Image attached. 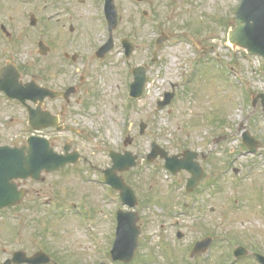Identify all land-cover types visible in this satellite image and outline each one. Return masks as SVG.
I'll return each mask as SVG.
<instances>
[{"label": "rangeland", "instance_id": "rangeland-1", "mask_svg": "<svg viewBox=\"0 0 264 264\" xmlns=\"http://www.w3.org/2000/svg\"><path fill=\"white\" fill-rule=\"evenodd\" d=\"M240 2L143 0L136 10L128 1L121 0V34L132 36L130 40L136 51L127 60L121 44H117L107 60L101 63V68L93 66L87 73L90 82L70 107L91 109L90 116L83 118L80 126L86 137L85 144L76 146L83 150L90 165L101 169L111 167L109 151L126 150L125 139L132 137L135 145L131 151L141 156V163L131 170L133 173L120 175L129 180L137 176L131 186L142 199L151 194L152 181L155 186L152 194L157 199L146 201L141 207L144 220L139 224L142 233L137 256L131 264H179L178 259L183 255L182 251L180 255L182 249L179 246L175 251L166 249L165 245H169L172 238L162 224L186 216L180 206L183 201L170 205L166 194H172L176 184L180 185V179L185 182L188 177L184 174L172 177L166 172L161 158L147 163L146 157L153 143L170 155L185 150L198 153V160L206 171L207 180L201 191L213 192L212 199L203 193L206 202L210 203L201 215L198 210H192L188 216H199L210 225L201 226V232L189 233L186 241L193 240L198 232L205 234L203 230L209 227L217 237L214 249L217 264H231L233 251L240 245L264 255V112L260 103L253 106V98L264 94V74L259 71L264 60L233 49L228 41L229 31L234 29L232 17ZM144 10L150 12L146 18L141 15ZM162 32L171 38L159 50L157 62L152 63L155 43ZM138 65L148 67V80L143 98L133 101L129 97V86L134 80L131 70ZM65 79L58 77L54 83L62 84ZM172 87H175L176 97L168 107L159 110L158 101L164 99L165 92H172ZM89 91L93 97L87 96ZM20 117L17 110L0 109L1 145L20 146L32 133L27 125L23 128L18 121ZM12 118L15 120L11 121ZM141 122L147 125L144 135H140ZM68 127L60 136L62 144L53 143L58 152L73 135L70 128L77 129L73 121ZM245 132L259 141L255 154L243 144ZM64 175L58 173L50 179L47 177V182L38 189L48 190V194L50 189H56L59 195L79 189L63 182ZM94 176L88 173L85 179L93 180ZM100 191L101 195L78 191L88 192L84 202L89 210L95 204L96 217L94 221L89 220L88 225L68 218L71 215L67 214V206L60 221L56 220V207L51 213L53 219L41 216L39 220H35V212L28 214L26 210L25 215H20V211L13 210L9 219L0 215V235L22 234L27 235L26 239L39 230L53 234L55 228L58 237L51 241L57 246V258L64 264L108 261L110 258L104 252L111 246L118 205L104 190L103 184ZM238 264L257 263L251 257Z\"/></svg>", "mask_w": 264, "mask_h": 264}, {"label": "flooded vegetation", "instance_id": "flooded-vegetation-1", "mask_svg": "<svg viewBox=\"0 0 264 264\" xmlns=\"http://www.w3.org/2000/svg\"><path fill=\"white\" fill-rule=\"evenodd\" d=\"M120 1L116 0L118 12ZM124 1H128L136 10L137 4L143 2V0ZM104 8L105 0H0V109H14L20 112L21 117L18 121L21 122L23 128L27 126L30 128L33 124L44 127V125L53 123L54 126L43 128L35 133L40 137L48 138L52 146L53 143L57 144V142L59 145L62 144L60 136L69 128L70 121H73L77 126V129L70 128L73 135L66 140L62 149L59 150L60 154L75 162L60 170L49 173L44 171L41 173L39 180L34 178L18 180L16 182L17 189L18 192L24 193L23 199L17 206L1 209V217L9 215L13 210H18L20 215H25V211L28 210V214L36 213L37 219L35 220H39L41 216L51 218L49 209L53 205L59 211L66 210V206L71 208L75 212L72 219L80 223L85 220L94 221L96 217L95 204H93V209L89 210L86 202H84L88 198V195H86L88 192L78 191L87 190L101 195L102 184L104 189H109L107 192L114 197L113 200L117 201L116 214L122 208L126 209V207H123L120 192L105 186L104 171L106 169L90 165L83 150L76 147L85 144L86 137L83 134L84 131H82L83 127L80 126L83 118L90 116L91 109H70L76 101V97L85 92L86 83L90 82L87 75L90 69L96 65L101 68V63L107 60V58L101 60L100 54L101 47L107 41L106 32L109 30ZM145 12L141 14L144 18L150 14L149 11ZM121 16L119 13V25L115 31V36L118 39H130L132 36L127 37V35L121 34L123 20ZM131 20L133 19L131 18ZM134 50L136 51L135 45ZM58 77H65L66 79L62 84L57 85L54 82ZM25 86H28L27 95L23 96ZM42 88L61 93H65L71 88V92L60 98H51L43 96ZM92 95L93 93L90 91L87 93L88 97ZM13 120L15 118L11 119V121ZM128 138L130 139L124 144L126 150H119V153L132 152L131 149L135 145V139ZM25 142L21 146H24ZM67 147L69 149L68 154L65 151ZM136 156L140 161L139 157L141 156L137 154ZM133 172L127 171L124 173L130 174ZM58 173L65 174L62 177L63 182H69L75 189H79L71 192L65 191L67 192L66 195H59L56 189H50L49 194L47 193L48 190L45 192L41 187L38 189L41 184L47 182V177L49 178ZM88 173L95 174V179H85ZM181 174L186 175L188 178L185 182L180 179V185L171 190L172 194H166V198L169 199L168 203L170 205L173 202L177 204L183 201L180 206L185 210L184 214L186 216L176 218L171 223L162 224V228L167 229L166 232L169 231L172 238L170 244H166L165 247L168 251L173 249L175 251L177 246L182 249L180 255L181 251L183 255H181V259H178V261L180 260L179 264H217L216 252H214L215 239L217 238L215 233L209 227L203 230L205 234L199 233L201 232V226H209L210 224L199 216H188L192 213V210H198V214L201 215L205 206L210 203V201L207 203L203 193H200L206 178L204 177L197 189L188 192L186 184L190 179L189 175L185 172ZM135 177L137 176L134 175L132 180ZM151 178L153 179L154 176H151ZM123 180L129 185L132 183V180L127 177ZM50 184L51 180L49 186ZM83 184L85 187H83ZM152 184H150L151 194L155 190V186ZM135 192L137 194L136 190ZM206 193L212 199L211 191L206 190ZM151 194L144 199L137 194L138 201L142 203L140 208L145 205L146 201L157 199L154 194ZM12 198H15V195ZM196 199L199 200L196 201ZM185 200H188V202ZM66 201H68V204H66ZM59 218L57 217L56 220ZM141 219L144 220L142 217ZM35 226L37 227L38 224L35 223ZM196 226L197 228H195ZM2 230L5 232L3 225ZM195 230L199 232L193 240L187 242L188 234L193 233ZM52 233H43L42 230H39L26 239L24 237L27 235L22 234L10 235L11 237L4 236V234L0 235V264L7 263L14 256L19 259L18 263L20 264H31L25 261L33 258H35V263L41 264L44 260L38 258V256L42 253L49 256L51 264L58 262L57 246L51 241V238L57 239L58 237L55 228L52 229ZM178 241L182 245L178 244ZM199 243L202 244L196 252L195 247ZM111 247L104 254H109ZM98 254H101V244L98 248ZM173 260H176L174 256ZM230 262L232 263V261ZM10 264L13 263L10 262Z\"/></svg>", "mask_w": 264, "mask_h": 264}, {"label": "water", "instance_id": "water-1", "mask_svg": "<svg viewBox=\"0 0 264 264\" xmlns=\"http://www.w3.org/2000/svg\"><path fill=\"white\" fill-rule=\"evenodd\" d=\"M107 18L111 24V30L117 23V12L114 6V0H107L106 6ZM235 29L230 32V43L235 47L246 49L249 54H255L264 58V0H242L241 5L233 19ZM168 39L163 36L158 42L159 46ZM110 43L104 48L107 52L111 49ZM142 70V69H141ZM261 71L264 72V64L261 66ZM145 71L137 75V79L132 86L134 91L133 96L139 97L142 94L145 84ZM264 107V95H259ZM172 95L167 96V101L160 103V109L164 108L171 102ZM142 133L145 130V125L142 124ZM244 142L249 146L250 150L254 152L255 146L251 145V139L246 134ZM30 148H28L29 155H25V151L19 148L0 147V194L8 193L14 190L15 186L10 184L11 180L18 178H25L29 176H37L40 171L47 168L49 170L59 168L67 161L66 159L57 156L49 147V143L43 139L29 140ZM158 155L166 159V167L176 172L181 170L182 165L177 161V157H168V153L154 144L153 158ZM114 168L107 172L106 180L114 188L121 190L124 202L128 203L131 207L136 206V198L132 190L123 184L119 178L114 177V171L123 169L122 162L126 161V157L114 156ZM135 158H130L127 161L128 168L134 166ZM179 165V167H175ZM185 166V165H183ZM14 187V188H13ZM133 197V203L130 198ZM9 203H6L8 205ZM119 227L117 233V240L112 250V258L117 261L130 262L135 255L138 246V236L140 234L137 228L138 213H123L118 215ZM245 252L242 248L236 252L237 256H243ZM257 258L264 263V258L257 255Z\"/></svg>", "mask_w": 264, "mask_h": 264}]
</instances>
